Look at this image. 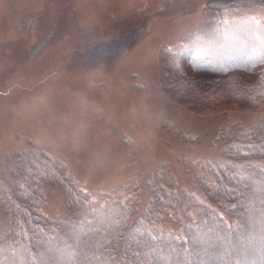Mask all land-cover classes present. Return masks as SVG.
Returning <instances> with one entry per match:
<instances>
[{
    "label": "trees",
    "instance_id": "trees-1",
    "mask_svg": "<svg viewBox=\"0 0 264 264\" xmlns=\"http://www.w3.org/2000/svg\"><path fill=\"white\" fill-rule=\"evenodd\" d=\"M186 3L199 7V25L162 51L161 81L196 118L214 116V146L205 150L207 128L189 138L161 123L158 134L175 149L169 162L181 180L161 161L147 176L143 168L95 195L44 150L5 154L4 264H264V117L248 127L228 119L233 108L264 105V19L230 17L239 8H264V0ZM41 185L58 190L67 214L40 211Z\"/></svg>",
    "mask_w": 264,
    "mask_h": 264
},
{
    "label": "rangeland",
    "instance_id": "rangeland-1",
    "mask_svg": "<svg viewBox=\"0 0 264 264\" xmlns=\"http://www.w3.org/2000/svg\"><path fill=\"white\" fill-rule=\"evenodd\" d=\"M182 2L0 0V163L14 150H44L89 195L143 168L147 176L161 161L181 180L159 124L185 129L189 138L207 128L205 150L214 146V116L196 118L161 81L162 51L199 25V7ZM243 15L264 19V8H239L230 17ZM230 112L229 120L248 127L264 117V105ZM40 191L43 214H67L56 188Z\"/></svg>",
    "mask_w": 264,
    "mask_h": 264
},
{
    "label": "snow or ice",
    "instance_id": "snow-or-ice-1",
    "mask_svg": "<svg viewBox=\"0 0 264 264\" xmlns=\"http://www.w3.org/2000/svg\"><path fill=\"white\" fill-rule=\"evenodd\" d=\"M257 23H259V22H257ZM261 27L264 28V25H261ZM259 38H260L262 41H264V36H261V37H259ZM0 264H4V262H3L2 259H0ZM188 264H191V262L189 261Z\"/></svg>",
    "mask_w": 264,
    "mask_h": 264
}]
</instances>
